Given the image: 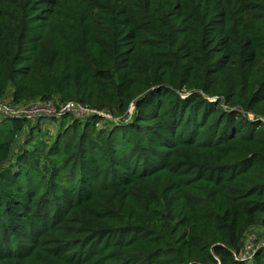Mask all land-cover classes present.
Segmentation results:
<instances>
[{
    "label": "trees",
    "instance_id": "16d2710c",
    "mask_svg": "<svg viewBox=\"0 0 264 264\" xmlns=\"http://www.w3.org/2000/svg\"><path fill=\"white\" fill-rule=\"evenodd\" d=\"M3 99L93 112L0 114V264H264V0H0Z\"/></svg>",
    "mask_w": 264,
    "mask_h": 264
},
{
    "label": "built area",
    "instance_id": "2783aa9c",
    "mask_svg": "<svg viewBox=\"0 0 264 264\" xmlns=\"http://www.w3.org/2000/svg\"><path fill=\"white\" fill-rule=\"evenodd\" d=\"M92 112L75 103L54 106L49 102L47 104H34L27 107H12L9 104L0 102V114L10 118H26L32 122L43 116L58 118L63 114H73L77 117H83Z\"/></svg>",
    "mask_w": 264,
    "mask_h": 264
},
{
    "label": "rangeland",
    "instance_id": "374dc122",
    "mask_svg": "<svg viewBox=\"0 0 264 264\" xmlns=\"http://www.w3.org/2000/svg\"><path fill=\"white\" fill-rule=\"evenodd\" d=\"M4 103H6V104H8V102H9V100H7V99H3L2 100ZM129 112L131 113L132 112V110L130 109L129 110ZM43 117H41V120L39 121V123L41 122V132H43V131H47L48 132V134L46 135L47 136V138L45 139V138H43V141H46V142H48L49 140H52L53 138H54V136H55V134H56V132L58 131V127H59V123L58 122H56L54 119H57V118H49V119H42ZM60 118V117H59ZM3 118L0 116V120H2ZM36 122L37 121H33L32 123L33 124H36ZM42 135H43V133H42ZM41 135V136H42ZM24 139H25V136L23 137V136H21L19 139H18V145L19 146H23V144H24ZM37 139H42V137L41 138H36V139H34L33 141H31L32 143H35V141L37 140ZM25 140H27V139H25ZM16 150V149H15ZM259 233V232H258ZM252 236H250V240H249V243L252 241Z\"/></svg>",
    "mask_w": 264,
    "mask_h": 264
}]
</instances>
